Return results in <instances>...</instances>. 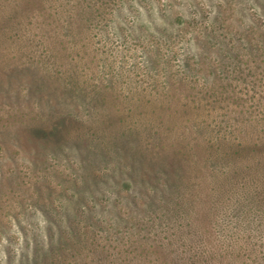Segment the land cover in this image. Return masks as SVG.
<instances>
[{
	"label": "rangeland",
	"instance_id": "1",
	"mask_svg": "<svg viewBox=\"0 0 264 264\" xmlns=\"http://www.w3.org/2000/svg\"><path fill=\"white\" fill-rule=\"evenodd\" d=\"M0 264H264V0H0Z\"/></svg>",
	"mask_w": 264,
	"mask_h": 264
}]
</instances>
